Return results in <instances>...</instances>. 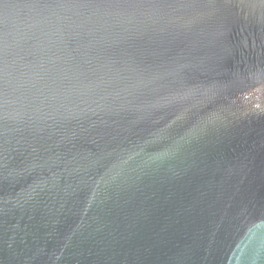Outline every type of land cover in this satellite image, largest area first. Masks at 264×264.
<instances>
[{
	"label": "water",
	"instance_id": "95a60500",
	"mask_svg": "<svg viewBox=\"0 0 264 264\" xmlns=\"http://www.w3.org/2000/svg\"><path fill=\"white\" fill-rule=\"evenodd\" d=\"M0 264H264V0H0Z\"/></svg>",
	"mask_w": 264,
	"mask_h": 264
}]
</instances>
